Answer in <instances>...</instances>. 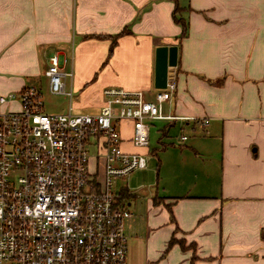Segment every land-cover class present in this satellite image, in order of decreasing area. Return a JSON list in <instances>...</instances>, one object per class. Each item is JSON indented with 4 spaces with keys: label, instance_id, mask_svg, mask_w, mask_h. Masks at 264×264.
I'll list each match as a JSON object with an SVG mask.
<instances>
[{
    "label": "crops",
    "instance_id": "crops-1",
    "mask_svg": "<svg viewBox=\"0 0 264 264\" xmlns=\"http://www.w3.org/2000/svg\"><path fill=\"white\" fill-rule=\"evenodd\" d=\"M171 52L175 91L163 111L186 118L149 124L167 122L164 135L178 126L179 159L161 191L147 192L144 213L116 184L132 214L126 264H264V0H0V94L47 81L48 56L59 53L74 112L93 113L107 87L152 98Z\"/></svg>",
    "mask_w": 264,
    "mask_h": 264
},
{
    "label": "built area",
    "instance_id": "built-area-1",
    "mask_svg": "<svg viewBox=\"0 0 264 264\" xmlns=\"http://www.w3.org/2000/svg\"><path fill=\"white\" fill-rule=\"evenodd\" d=\"M65 61L50 54L44 75L50 93L70 99ZM173 79L152 98L104 88L93 113L73 112L70 102L66 112L46 113L37 86L0 94V264H126L132 214L115 186L147 157L122 149L121 124H131V146L147 148L150 121L185 119L163 111Z\"/></svg>",
    "mask_w": 264,
    "mask_h": 264
},
{
    "label": "rangeland",
    "instance_id": "rangeland-1",
    "mask_svg": "<svg viewBox=\"0 0 264 264\" xmlns=\"http://www.w3.org/2000/svg\"><path fill=\"white\" fill-rule=\"evenodd\" d=\"M74 54V45L68 54L67 61L65 63V70H69L70 66V55ZM97 73V71H95ZM69 80V78H68ZM66 81L68 87L69 81ZM29 84L38 85L42 94V103L44 111L46 113H62L68 110L69 102L73 106L72 110L77 111L76 106L78 103V98L75 94L69 99L65 95L52 94L47 90L46 81H28ZM9 107L16 108L15 103H10ZM81 111V110H80ZM167 125L165 121H156L150 126L149 134V153L146 154L147 166L144 169H137L129 174H127L123 179L117 180V189L123 184H126L129 191L137 194V198L134 200L136 207H141V212L144 213L147 192L150 189L156 187L158 192L161 191V186L164 185L166 179L169 178L172 172V165L178 161V147L172 146L170 142H177V138L181 134L177 125L170 126L167 128L166 135L161 134L163 127ZM161 131V132H160ZM129 129L125 126L121 128L122 138H127L129 136ZM165 146L162 150L161 147ZM178 144V143H177ZM156 148L157 155L152 152V149ZM126 151H144V148L133 147L126 143L123 147ZM177 150V151H176ZM159 161V167L158 166ZM125 228L128 229V222H125ZM126 234V233H125ZM127 236V234H126ZM128 248V246H127ZM128 250V249H127Z\"/></svg>",
    "mask_w": 264,
    "mask_h": 264
},
{
    "label": "trees",
    "instance_id": "trees-1",
    "mask_svg": "<svg viewBox=\"0 0 264 264\" xmlns=\"http://www.w3.org/2000/svg\"><path fill=\"white\" fill-rule=\"evenodd\" d=\"M177 10H178V8L175 7V8H174V12H173V18H174V21H175L176 23H179V24L181 25V27H182V31H181V34H180L179 38H183V37L186 36V34H187V25H186V23H184V21H183L182 19H179V18L175 17V13L177 12ZM126 32H127V30H126V29H123V30L120 31L118 34L113 35V36L111 37L112 39H111V44H110V48H109V53L112 52V49H113V47L115 46V43H116L117 38H118L120 35H122V34H124V33H126ZM128 196H129V195H128V191H127V189H126V188L121 189L120 192H119L118 200L121 202V200L127 198ZM154 202H157V200H155ZM172 242H174V240H173V239H170L169 244H171ZM179 244H180V246H182V241H181V240L179 241Z\"/></svg>",
    "mask_w": 264,
    "mask_h": 264
},
{
    "label": "water",
    "instance_id": "water-1",
    "mask_svg": "<svg viewBox=\"0 0 264 264\" xmlns=\"http://www.w3.org/2000/svg\"><path fill=\"white\" fill-rule=\"evenodd\" d=\"M176 64V61H175V54L171 52L170 54V60H169V70H167V73H166V79H167V76L171 77L173 76L174 74V66ZM170 73V74H169Z\"/></svg>",
    "mask_w": 264,
    "mask_h": 264
}]
</instances>
